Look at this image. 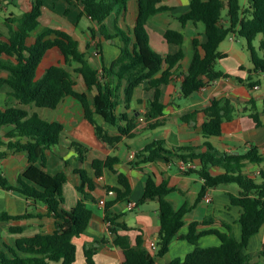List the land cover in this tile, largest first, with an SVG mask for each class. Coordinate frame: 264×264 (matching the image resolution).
<instances>
[{
	"label": "trees",
	"instance_id": "obj_1",
	"mask_svg": "<svg viewBox=\"0 0 264 264\" xmlns=\"http://www.w3.org/2000/svg\"><path fill=\"white\" fill-rule=\"evenodd\" d=\"M46 1L31 0L30 9L23 15L11 14L5 19L8 32H0V73H7V77H0V93L8 87L9 96L18 101L17 106H0V128L13 127L6 136L9 141L0 139V162L9 154L20 152L27 154L29 162L16 185L0 175V187L14 190L28 200L47 205L48 214L55 218L57 229L53 234L36 233L19 237L15 247H8V255L0 250V264H74L77 259L75 239L85 233L91 222L93 211L88 203L96 202L91 193L94 189L92 179L84 170L77 169L82 179L77 188L80 198L73 208L63 207V189L67 176L64 172L51 175L45 167L47 151L53 150L60 143L64 125L59 121L43 119L37 113H30L26 106L56 109L65 98L73 97L81 103L84 117L94 126L97 138L115 146L125 135H131L136 127V120L141 116L149 130L165 124V104L161 100V87L170 83L175 67L185 57V35L182 31L168 29L164 33L168 43L179 47L175 54L162 55L150 45L147 31L149 20L156 14L169 10V7L162 5V0H65L69 5L81 7L79 19L85 16L95 24L90 31L92 38L99 40L97 47L101 46L103 39H119V57L109 66L104 64L102 69L95 68L89 62L87 53L80 49L79 41L68 31L55 27H45L38 31ZM131 3L135 7L134 25L125 24L121 28L120 20L129 13ZM0 5H4L3 0H0ZM69 12L70 9L67 8L65 15ZM225 18L227 24L222 23ZM179 21L183 26L189 22H202L207 37L203 43L198 37L193 40L195 55L182 81L181 91L184 97L192 96L219 78L230 77L219 70L217 65L224 56L219 47L231 35L246 40L255 72L264 74V0H247L245 5L241 0H191L190 10L180 16ZM36 31L38 32L35 34ZM260 35L262 40L258 51L253 42ZM52 49L61 52L64 65L50 66L42 77L37 78L46 54ZM200 49L204 54L200 53ZM100 55L102 56L101 52ZM75 75L83 79L89 93L77 91ZM238 80L242 81L240 78ZM115 83L117 84L114 85ZM120 83H124L123 94L127 108H130L137 88L155 90L144 114L132 117L127 113L117 114ZM259 84V80L249 79L247 86L253 88ZM90 93H94L93 98H90ZM236 104L229 97L214 98L205 109L187 113L182 118L188 121L202 113L206 116L202 124L203 136L207 139L220 136L223 133V124L238 116ZM248 105V116L255 126H263L264 100L262 110L255 100ZM97 116L103 119V123L97 120ZM106 125L113 127L118 134L111 135ZM205 144L207 151L197 154L193 152V147L169 148L164 141L154 140L137 152L135 159L130 162L132 167H140L158 159L175 160L177 165L181 161L192 162L199 167L189 169L185 174H196L204 180L194 204L187 203L177 210L167 199V195L175 188H170L166 181L157 183L152 175H148L139 205L152 200L159 204L157 256L163 257L168 253L175 236L185 225V216L204 199L208 190L236 184L240 192H229L228 195L230 205L242 209L239 219L241 238L235 237L229 223L224 222L226 232L215 229L204 232L199 231L201 223L194 221L189 224L187 234L180 236L194 245V250L184 258H176L168 264H252L247 248L251 238L264 225V172L257 178L245 174V169L249 163L261 164L264 157L255 145L236 154L221 153L209 141ZM71 149L78 154L80 161L87 159L89 148L86 145L73 141ZM119 161L118 157L109 156L106 160L95 159L92 162L97 177L107 168L117 174L119 183L118 187H107L108 192L115 193V198L105 203V222L108 224L109 235L99 243L119 247L124 253L123 264H158L155 257L143 247L142 233L138 234L136 242L132 244L130 233L134 229L121 221V216L112 210L118 202L129 201L132 193L129 178L115 169ZM212 167H219L223 172L213 174ZM30 217V214L10 215L6 211H0V222ZM10 231L23 233L24 228L11 226ZM206 234L218 236L220 245L201 247L199 240ZM84 252L87 264H95V250L85 246Z\"/></svg>",
	"mask_w": 264,
	"mask_h": 264
},
{
	"label": "crops",
	"instance_id": "obj_2",
	"mask_svg": "<svg viewBox=\"0 0 264 264\" xmlns=\"http://www.w3.org/2000/svg\"><path fill=\"white\" fill-rule=\"evenodd\" d=\"M47 1L44 13L46 10H50ZM57 1L61 0H54V8H56ZM3 2L4 5L10 4L9 0H3ZM241 3L245 5L247 0H241ZM162 5L169 7V10L156 14L147 24L152 49L162 55L175 54L179 47L165 40V31L175 29L182 31L185 35L183 45L185 57L175 67V73L170 83L161 87V100L165 104L164 117L166 119L162 127L149 130L146 121L141 116L136 120V127L132 130L131 135H125L117 145L111 146L97 138L94 126L84 117L81 103L73 97L65 98L56 109L39 108L35 105L26 106L30 113H37L43 119L59 121L64 125L60 143L53 150L47 151L45 167V170L51 175L64 172L67 176V182L63 189L65 199L63 207L65 209L73 208L80 198L77 188L81 185L82 179L77 169L84 170L93 181L94 189L91 193L96 202L88 203V207L93 211V216L85 233L75 239L77 259L74 264H87L85 246L95 250L96 253L93 255L95 264H123L124 261V253L119 247L109 243H99L109 235L105 222V203L115 198V194H108L107 187H118L119 183L117 174L107 168L103 170L101 176L97 177L92 162L95 159L106 160L109 156L120 159L115 169L118 173L125 174L132 186L129 201L118 202L112 210L121 216V221L126 222L130 228L134 229L130 233L132 244L136 242L138 234L142 233L143 247L155 257L158 264H168L176 258H184L194 250V245L180 238L187 234L189 224L194 221L201 223L199 231L204 232L213 229L226 232L224 222L229 223L233 227L235 237L241 238L242 229L239 219L242 209L231 206L228 195L229 192L238 194L240 189L234 191L230 187H219L208 190L204 199L199 201L193 210L185 216V225L175 236L168 253L163 257L157 256L160 233L159 204L152 200L139 205L145 192L148 175H152L157 183L166 181L170 188H175L167 195V199L177 210L187 203L194 204L204 183V180L196 174L187 175L181 172L175 160L158 159L140 167H132L130 162L135 159V154L154 140L164 141L169 148L193 147V152L197 154L207 151L206 141H209L221 153L238 154L246 151L249 146L255 145L259 147L264 157V125L256 127L254 121L248 116L250 101L255 100L259 109L263 108L264 92L261 91L264 74L255 72L247 44H244L236 35L227 37L219 47L224 56L219 60L217 67L229 74L230 77L219 78L186 98L181 91L182 81L195 55L194 38L198 37L201 43L207 40L205 26L202 22H189L185 26L180 23L179 17L190 10L191 0H162ZM67 8L70 9V12L65 15ZM134 8L131 3L129 13L120 20L121 28L125 24L134 25ZM80 13L81 7L67 3L62 10V15L67 18L76 15V18L63 19L61 15L51 11L43 15L51 20L59 16L64 21L61 24H54L56 26L46 24L45 27H55L71 33L79 41L80 49L87 53L89 62L95 68L102 69L104 64L109 66L120 55L119 39H103L101 46L97 47L99 40L93 39L90 31L95 27V24L85 16L79 19ZM222 23L227 24V19L225 18ZM0 24V32L4 31L5 33V28H7L5 23L0 22ZM259 38L261 42L262 36ZM200 53L204 54V51L200 49ZM51 54L54 55L50 58ZM53 65H64V58L58 49H52L46 54V59L39 68L37 78L42 77L45 71ZM0 77H7V73L1 72ZM75 77L77 91L89 93L83 79L78 75ZM238 78L242 81H239ZM249 79L259 80L260 84L249 88L247 86ZM120 86L117 114L127 113L130 117L144 114L154 97L155 90L137 88L130 108H127L123 94L124 83H120ZM8 93V87H5L0 93V106L3 108L18 105V101L12 99ZM93 96L94 93H90V98ZM223 97L232 98L237 102L239 114L234 120L223 124L222 135L212 136L208 139L203 136L202 124L206 116L202 113L194 119L183 120L182 117L187 113L203 110L211 104L214 98ZM97 120L103 123L100 116H97ZM106 128L111 135L118 134L113 127L106 125ZM12 130V126L0 128V139L9 141L6 136ZM73 141H78L89 148L85 161H80L78 154L71 149ZM28 165V157L25 152L9 154L6 159L0 162V175L6 177L12 185H16L18 178ZM195 165L196 168L199 167L198 164ZM211 172L220 174L223 170L219 167H212ZM261 172H264V161L261 164L249 163L245 169V174L257 178L260 177ZM85 189L88 191L87 188ZM0 190L4 192V197L0 198V211H6L10 215H32L30 218L0 222V250L8 255V247H15L19 237L31 236L36 233L53 234L56 231V220L48 214L47 205L28 200L24 195L14 190H5L2 187ZM206 197H210L211 201H207ZM130 204H134L135 207L130 208ZM11 226L22 227L24 232L12 233ZM199 245L201 247L218 246L220 240L215 234H206L200 238ZM247 253L250 255L252 264H264V225L260 232L251 238Z\"/></svg>",
	"mask_w": 264,
	"mask_h": 264
},
{
	"label": "rangeland",
	"instance_id": "obj_3",
	"mask_svg": "<svg viewBox=\"0 0 264 264\" xmlns=\"http://www.w3.org/2000/svg\"><path fill=\"white\" fill-rule=\"evenodd\" d=\"M9 2H10V4H6L4 6L0 5V22L3 24L5 23V19L8 18L11 14H14L15 16L23 15L25 12H27L30 9V6H31V0H9ZM53 2H54V0L47 1V5H48L50 10H46L45 13H43V14H47V13L53 11V12L57 13L58 15H61V17L63 19H66L67 17L65 15H62V10H63L65 4L67 5L65 0L57 1L56 2L57 3L56 8H54ZM62 18H59V16H57V18H54L53 20H51V19L47 18L46 16L42 15V17L40 18V22L42 24L38 28V31L43 30L44 27L46 26V24H50L49 26H56L54 24H61L64 21ZM72 18H76V15H72L67 19L72 20ZM0 26H1V24H0ZM3 26H5V25H3ZM38 31H36L35 34ZM6 32H7V28H5V33ZM259 37L253 42L255 49H257L258 51H259V47H260V38ZM239 39L242 40L244 44H247L245 39H243L241 37H239ZM54 51H56V50H54ZM53 55L54 54H51L50 58ZM260 55H262L261 52H260ZM261 92L262 93L264 92V82H263V88H262ZM221 187H225V188L230 187L231 190H234V191L236 189H240L236 184H229V185H224ZM3 197H4V192L2 190H0V198H3Z\"/></svg>",
	"mask_w": 264,
	"mask_h": 264
},
{
	"label": "built area",
	"instance_id": "obj_4",
	"mask_svg": "<svg viewBox=\"0 0 264 264\" xmlns=\"http://www.w3.org/2000/svg\"><path fill=\"white\" fill-rule=\"evenodd\" d=\"M178 167H179L181 172L185 173L189 169H195L196 165H195V163H192V162H187L186 163L184 161H181V162H179ZM108 194L114 195L115 193L113 191H109ZM206 200L207 201H211V198L210 197H206ZM129 206H130V208L135 207L134 204H130ZM107 226H108V224H107Z\"/></svg>",
	"mask_w": 264,
	"mask_h": 264
}]
</instances>
